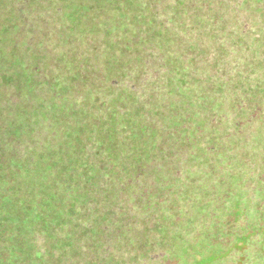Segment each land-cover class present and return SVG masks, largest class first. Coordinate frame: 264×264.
<instances>
[{"label": "rangeland", "instance_id": "374dc122", "mask_svg": "<svg viewBox=\"0 0 264 264\" xmlns=\"http://www.w3.org/2000/svg\"><path fill=\"white\" fill-rule=\"evenodd\" d=\"M238 65L264 70V0H0V264H264V74L256 103Z\"/></svg>", "mask_w": 264, "mask_h": 264}, {"label": "trees", "instance_id": "16d2710c", "mask_svg": "<svg viewBox=\"0 0 264 264\" xmlns=\"http://www.w3.org/2000/svg\"><path fill=\"white\" fill-rule=\"evenodd\" d=\"M170 3L172 4V6H175L177 5V1L178 0H169ZM222 1H230V0H222ZM236 1V0H235ZM255 5H251L250 7H246L245 8V11L242 12V11H238V14H239V18L236 17V19L234 21L232 20H227L225 23L227 25L228 28L232 29V32L234 33L235 31L237 32L236 34H238V31L234 28V25L238 24L239 22L238 21H248V22H251V20H256V13L253 11V8H254ZM243 16L244 17V20L241 19V17ZM68 18H66L67 20ZM251 19V20H250ZM256 26L257 25H260L258 22H256ZM235 25V26H236ZM40 31H43L42 30V26L39 27ZM248 31V29H242L240 30V32L243 34L246 33ZM240 38H243V37H232L231 34L227 36V42L229 45L233 46V47H237L239 46V44L241 43L240 42ZM251 39L253 41H255L256 39L252 36ZM247 40V39H246ZM249 48V47H247ZM229 58H227V55L225 54H219L218 55V59H217V66L219 67V69H221L223 66H226V64L229 62L228 60ZM170 60H171V63L167 64L166 68H168L169 70L173 71V72H178V69H177V66L174 64L178 59L175 57H172L170 56ZM140 69V68H138ZM205 70L203 71V73L200 75L201 77L203 76H206L207 74L205 73ZM137 71H133L132 73H135ZM214 72L217 74H220V73H223L225 71H222V70H217V69H214ZM142 75L144 74H147L148 73V69H145V70H141ZM229 75L227 77H218L219 80H226L224 82V85L226 86V88L228 86H231L232 89L234 91H242V95H244V98L248 99V100H253L254 102L257 103V101H260L261 98L258 97V95L253 98V94H254V90L255 88L259 85V82L261 80V75L264 74V70L260 69V70H256L255 73H252L251 70L247 69V68H241L239 67V65L237 67L233 66V68L228 71ZM146 77V81H151L150 80V77L149 75L148 76H145ZM168 82V81H167ZM165 82V83H167ZM171 82H173L171 80ZM155 84H159V82L157 81H154ZM171 85V84H170ZM130 90H132L131 88H129V84L122 87L121 90L119 87L115 88V86H113L111 89H110V97L112 99H121L123 101H130L132 99V93L130 92ZM236 104H233L232 107L228 108L231 110L232 112V117H231V122L228 123L226 125V128L225 130L229 129V133L232 134L233 131H234V128L233 127H237L240 125V123H243V122H247V123H251L252 119H251V116H249L248 114L246 115L244 112L248 111V112H251L249 110H245L242 105H238L235 107ZM222 110V109H221ZM234 111H237L238 114H233ZM246 140L248 142H250L249 144L252 145L253 141L251 140V136L247 135L245 136ZM156 180L154 181H151V183H155Z\"/></svg>", "mask_w": 264, "mask_h": 264}]
</instances>
